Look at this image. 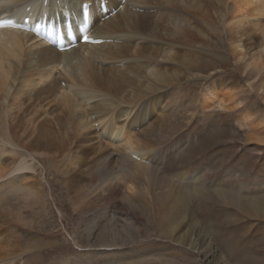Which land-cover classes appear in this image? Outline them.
I'll use <instances>...</instances> for the list:
<instances>
[{
	"label": "bare ground",
	"instance_id": "bare-ground-1",
	"mask_svg": "<svg viewBox=\"0 0 264 264\" xmlns=\"http://www.w3.org/2000/svg\"><path fill=\"white\" fill-rule=\"evenodd\" d=\"M107 1L109 15L112 10L118 12L105 21H102L105 16L100 14L97 0H65L64 3V10L78 12L83 2H92L93 13L90 21L92 33L106 41L99 46L83 45L62 54L34 40L29 34L14 30H0V198L3 195L27 189L25 185H18L13 180H8V177H19L20 174L34 172L25 158L17 162V149L27 153L31 159L60 160L66 175L73 177L66 183L69 194L84 177V171L78 176H75L73 172L80 166V162H83L88 164L85 177L93 168H96L95 171L103 177L101 183L103 182L105 192L110 196L109 206L112 205L106 212V218L109 220L107 227H113L114 224L121 225V234L109 233L112 231L107 230L109 233L107 244L121 247L128 243L127 238L132 241L129 243H133L135 239L131 238L130 234L136 231L138 237L141 235L137 231L139 227L136 210H140L141 214L145 215L153 209L157 223L165 224V232L172 234L179 229L190 228L188 241L191 248L201 256V264H264V255H262L263 258H258L242 252L243 250L247 253L264 254V250L258 252L251 245H264V234L260 236L258 234L260 232L254 234L252 238L255 239L246 244L251 247V250H248V247L241 245L248 242V238L244 237L245 232L233 229L234 226L229 229L224 228L220 220V226L216 228L214 236L219 244L218 248L221 246L223 250L218 251L217 246H214L215 250L212 237L210 239V235L206 233L208 238L204 231L195 227L197 221L190 216V209L184 205L185 194L180 189L175 191L174 207L166 210L168 213L163 211V214H158L160 200L164 194L156 192L155 178L152 175L153 161L157 158L162 168H164L162 164L167 161L163 162L159 152L156 153L152 147L143 146L139 132L135 131L133 124H127L142 101L151 100L150 105L154 103V106L159 104L158 99L151 97L159 91L166 90L168 82L178 78L175 74L177 70L172 72L173 69L200 68L198 61L195 60V55L198 54H195L190 61H184L181 60L183 58L174 54L171 56L169 53L156 52L153 57V54L146 52L148 49L146 46H153L152 40L155 37L168 36L169 46H173L171 43L173 41L170 40L174 36L178 38V41L184 42L188 38L193 42L199 41L196 31L199 20L194 12L187 13V10L191 11L193 8L195 0H190V3L188 0L187 2L186 0H126L122 5L120 4L122 0ZM59 2L61 0H0V16H14L16 19H21L26 15L27 6L33 10L31 15L33 18L44 14L49 15L55 13ZM173 4H176L173 9L178 8L187 16L175 10L168 14L169 6ZM208 4L209 8L213 7L216 10L214 0H210ZM230 4L223 19L222 30L230 29L237 33L250 27L251 21L256 22V27L262 28L264 33V0H230ZM119 7L121 8L118 10ZM213 26L215 27L214 23ZM214 29H211V34L214 39H217ZM183 42L177 45H182ZM234 42L235 39L232 38V43ZM235 46L232 47V55L236 58L243 53L244 47L241 41H238ZM189 48L194 49L190 46ZM263 52L261 50V53ZM215 55L220 63L224 61L226 63L225 57ZM256 55L257 53L247 54V59L253 62ZM75 59L76 62H73ZM58 68L67 70L68 79L62 78L60 73L54 74ZM255 72L251 73L250 68L247 69L250 76ZM57 75L61 79L57 78ZM258 77L260 73L256 72L253 83ZM63 81L81 89L80 91L85 93L87 99L80 98L81 93L74 92L70 95V91L61 89L59 84ZM253 83L251 82L250 85ZM260 83L261 81L256 82V84ZM66 86L69 90L71 89V86ZM228 89L230 86L221 85L212 86L206 92L204 91L199 101L202 112L209 113L215 110L231 112L237 109L235 88ZM259 92L262 93V90L259 89ZM163 96L165 97L164 94ZM99 97L100 100L97 101L96 98ZM93 99L97 102L90 106L82 102V100L88 102ZM143 105L141 109L146 103ZM146 109L144 108L141 112ZM155 112L157 111L154 110ZM145 114L146 112L141 115ZM92 115L95 116V121L91 120ZM121 119L123 124L117 125ZM258 121L260 119L252 122L249 111H246L237 125L246 130L248 142L262 145L264 144V128L255 126ZM93 122L101 126L102 134L97 135L94 144L93 150L96 157L89 161L90 158L81 155L79 147L75 150L73 145L77 138L93 125ZM222 133V129L216 130L215 137L220 138ZM113 147L117 155L110 152ZM162 152L160 154L165 155L166 158V154ZM74 154L75 157H73ZM149 158L154 159L150 161ZM64 159L67 162H64ZM93 159L98 160V164H92ZM101 163L103 169L100 166ZM72 168L74 169L70 171ZM227 193L232 195L233 203L241 207L243 220L256 219L261 221V226H264V194L261 195L260 192L253 196L243 192L237 194L235 189ZM219 195L227 194L219 193ZM23 196L26 200L38 203L40 191L27 190ZM195 209L198 211L199 208L195 207ZM0 210L4 211V208L0 207ZM238 218H235L234 223L244 222ZM186 219L189 222H186ZM11 222L19 223L20 221L9 220L6 212L0 213V264H8V260L15 252L12 248V235L6 228L11 225ZM168 222L170 223L169 231ZM195 228L198 230L197 234ZM220 254L222 257H219ZM13 262L21 264V256ZM137 264L162 263L159 259L144 257Z\"/></svg>",
	"mask_w": 264,
	"mask_h": 264
},
{
	"label": "rangeland",
	"instance_id": "rangeland-1",
	"mask_svg": "<svg viewBox=\"0 0 264 264\" xmlns=\"http://www.w3.org/2000/svg\"><path fill=\"white\" fill-rule=\"evenodd\" d=\"M214 1L216 10L213 7L209 8L210 0H195L191 8L192 12L187 10L190 14L194 12L199 20L196 24L199 41L193 42L188 38L183 42L178 41V38L174 36L170 40L173 41L171 42L173 47L168 44V36L155 37L152 40L153 46H146L148 48L146 52L153 54V57L156 52L169 53L171 56L174 54L183 58L181 60L190 61L195 54H198L195 55V60L198 61L200 68L173 69L172 72L177 70L180 73L174 72L178 78L168 82L166 90L159 91L151 97L158 99L159 104L154 106V103L150 105L151 100L142 101L127 124H133L132 127L139 132L143 146L152 147L156 153L159 152L163 162L167 161L162 164L164 166L162 168L157 158L154 161V158H149L154 163L152 175L155 178L156 192L164 194L160 200L158 214H163V211L168 213L166 210L172 209L176 203L175 191L182 190L185 194L184 205L190 209V216L197 221L195 227L204 231L205 235L208 233L210 239L212 237L213 248L217 246L216 249L221 251L223 249L221 246L218 248L219 244L214 236L216 228L220 226V220L224 228L229 229L234 226L233 229L245 232L244 237L248 238V242L241 244L244 246L255 239L252 238L254 234L258 232H260L259 236L264 234L261 221L251 220V218L243 220L241 207L233 203L232 195L227 193L235 189L237 194L239 192L251 196L259 192L262 193L261 195L264 194V144L248 142L246 130L237 125L246 111H249L252 122L260 119L255 126L264 128V122H262L264 119V94H262L264 93V52L261 53V50L264 51L262 49L264 33L262 28L256 27V22L251 21L250 27L237 33L230 29L222 30L225 13L231 6L230 0ZM64 3L65 0H61L55 12L64 10ZM174 7L176 4L169 6L168 14L174 10L177 13L180 11L178 8L173 9ZM180 13L187 16L182 11ZM32 14L33 10H31ZM190 14L188 16L192 17ZM211 29H214L217 39H214ZM232 38L235 39L234 43ZM238 41H241L244 50L235 58L232 55V47H236ZM179 42H183L184 46L177 45ZM252 53L257 55L254 56V61L250 62L247 54ZM215 54L225 57L226 63L225 61L220 63ZM73 62H76V59ZM248 68L251 73L253 71L260 73L257 81H261V85L256 84L257 81L253 83L256 72L250 76L247 73ZM59 73L62 78L68 79L67 70L58 68L54 72V74ZM57 78L61 79L58 75ZM251 82L252 85H250ZM60 83L59 87L64 91H70V95L74 92L81 93L79 97L87 99L85 93H82L78 87L64 81ZM66 85L71 86V89L69 90ZM221 85L230 86L228 90L235 88L237 109L231 112L221 110L202 112L199 104L201 95L212 86ZM98 99L100 100V97L96 98L97 101ZM96 100L88 102L82 100V102L90 106L95 104ZM145 103L146 114L141 115L144 113L141 112L144 108H141ZM154 110L157 112L154 113ZM91 117V120L95 121V116ZM122 121L123 119L118 121L117 125L121 126ZM92 124L85 132L86 134L79 136L73 145L75 150L79 147V153L90 158L89 161L96 157L93 150L94 144L97 135L102 134L101 126L97 122ZM219 129H222L223 133L220 138H217L215 131ZM93 137L95 139H92ZM162 151L166 154V158L165 155L160 154ZM17 152V162L25 158L34 172L20 174L19 177H8V180H13L18 185H25L27 189L3 195L0 198V207L4 208V211L0 210V213L6 212L9 220L20 221L19 223L11 222V225L6 227L12 235V248L15 250L8 264H16L13 260L18 256H21V264H137L144 257L159 259L162 264H201V256L191 248L188 241L190 228H182L172 234L165 232V224L157 223L153 209L145 215L141 214L140 210H136L139 227L137 231L141 235L138 237L136 231L131 233V238L135 239L133 243H129L132 241L127 238L128 243L121 247L107 244L109 233L121 234V225L114 224L113 227H107L109 220L106 218V212L112 205L109 206L110 196L105 192L103 182L101 183L103 177L95 171L96 168H93L87 177H85L87 163L80 162L76 170L72 168L70 171L73 170L75 176L81 175L80 172L84 171V177H80L82 179L80 184L69 194L66 183L73 177L66 175L60 160L31 159L24 151L17 149ZM110 152L117 155L114 147L110 149ZM75 156L74 154L73 157ZM63 161L67 162L66 159ZM91 163L98 164V160L93 159ZM100 166L103 169L102 163ZM175 173L178 174L176 176L178 180L174 178ZM189 180H191L190 183H188ZM180 182L184 184L181 185ZM35 189L40 191L38 203L26 200L23 196L27 190ZM219 193L227 195L221 196ZM195 207L199 208L198 211ZM237 217L244 222L234 223ZM186 222L189 221L186 219ZM169 227L168 222V231ZM107 230L112 232L107 233ZM197 233L198 230H196ZM251 245L258 252L264 250V245ZM246 247L248 250L251 248ZM242 252L258 258H263L262 255H264L255 252L247 253L243 250Z\"/></svg>",
	"mask_w": 264,
	"mask_h": 264
},
{
	"label": "snow or ice",
	"instance_id": "snow-or-ice-1",
	"mask_svg": "<svg viewBox=\"0 0 264 264\" xmlns=\"http://www.w3.org/2000/svg\"><path fill=\"white\" fill-rule=\"evenodd\" d=\"M83 39L85 40V42H87V37H84Z\"/></svg>",
	"mask_w": 264,
	"mask_h": 264
}]
</instances>
